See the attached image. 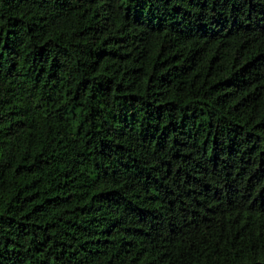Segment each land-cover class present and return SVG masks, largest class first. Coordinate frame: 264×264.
<instances>
[{
    "label": "trees",
    "instance_id": "1",
    "mask_svg": "<svg viewBox=\"0 0 264 264\" xmlns=\"http://www.w3.org/2000/svg\"><path fill=\"white\" fill-rule=\"evenodd\" d=\"M0 264H264V0H0Z\"/></svg>",
    "mask_w": 264,
    "mask_h": 264
}]
</instances>
